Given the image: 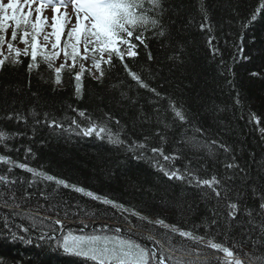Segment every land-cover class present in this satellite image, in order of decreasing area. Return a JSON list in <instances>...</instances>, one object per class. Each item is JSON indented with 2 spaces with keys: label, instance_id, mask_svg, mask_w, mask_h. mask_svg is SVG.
Returning a JSON list of instances; mask_svg holds the SVG:
<instances>
[{
  "label": "trees",
  "instance_id": "1",
  "mask_svg": "<svg viewBox=\"0 0 264 264\" xmlns=\"http://www.w3.org/2000/svg\"><path fill=\"white\" fill-rule=\"evenodd\" d=\"M261 3L264 0H162L154 8L153 0H131L135 17H152L157 25L134 32L133 38L124 37L135 45L136 56L113 55L108 64L105 53L102 78L98 70L94 75L85 69L79 96L74 75L81 70V59L71 72L65 67L61 82L56 83L54 70L39 56L35 62L39 66L29 68L34 63L30 49L29 55L21 52L19 62H10L9 27L0 46V59L5 60L0 66V131L11 138L0 144V157L63 179L70 187L0 161V175L15 181L0 183L4 194L0 198V264H95L66 253L55 235L81 231L77 226L98 231L106 225L111 232L115 229L111 223L156 249L160 240L167 250L163 234L169 233L174 247L183 244L204 254L184 259L217 264L223 254L206 246L209 239L229 247L231 242L243 241L240 251L252 254L254 260L264 258V245L254 243L264 224L260 209L264 196V11L249 23ZM201 24L208 27L201 30ZM137 35L141 40L135 39ZM13 47L23 50L26 46L18 39ZM212 49L217 50L215 54ZM60 65L54 62L53 68ZM130 73L139 75L148 87H141ZM171 105L184 113V122L174 115ZM81 111L85 116L79 115ZM73 120L81 127L73 125ZM51 121L63 128L49 127ZM92 123L105 124L124 143L85 136L81 129ZM213 141L225 144L229 151L213 146ZM136 144L146 147L138 149ZM205 144L212 147V155ZM154 147L179 159L165 162L153 157ZM156 160L169 169L190 168L202 179L217 176L230 190L228 199L218 202L210 190L169 180ZM228 163L239 168L228 169ZM72 185L123 205L127 211L76 192ZM230 202L238 203L240 209L234 220L227 215ZM53 218L61 220L63 227L48 223ZM158 220L205 240L195 244L157 225ZM65 225L69 227L64 230Z\"/></svg>",
  "mask_w": 264,
  "mask_h": 264
},
{
  "label": "snow or ice",
  "instance_id": "2",
  "mask_svg": "<svg viewBox=\"0 0 264 264\" xmlns=\"http://www.w3.org/2000/svg\"><path fill=\"white\" fill-rule=\"evenodd\" d=\"M71 4L73 11L75 12V23L74 26L70 28L67 32V38L64 39L62 45V38L64 37V30L67 24L70 23V18L67 12L61 13L62 8H67ZM36 5V6H34ZM154 8H158L159 5L156 0H153ZM51 7L53 15L51 18V32H45V28L48 26L47 18L44 17L43 12ZM27 9V11H25ZM203 10V9H202ZM33 11L35 12V19L33 20ZM264 11V3H261L260 7L251 16V23L257 19L258 14ZM207 18V17H206ZM137 22V17L134 16L132 12L131 0H0V46L5 43V33L9 27H12L11 40L16 42L18 39L20 42L25 44V49L21 50L13 47V43H8L7 47L12 57L10 62L17 63L18 58L21 56L23 51L24 55H29L34 62L29 65L31 69L33 66H39L37 62L38 56L40 60L47 64L50 69L55 72L56 83L61 82V73L67 67L68 71H72L76 67L78 60H88L90 57L93 61V67L100 72V78L103 77L104 71L101 68L102 58L104 53H108L109 59L104 61L105 63L111 64V57L115 55L123 59L125 52L128 56L134 57L137 55L135 51V45L131 43L130 39L133 38V31H124L127 24H134ZM147 23V20L144 21ZM153 25H157V21H152ZM208 25L201 24V30H204ZM210 30V29H209ZM43 36V45L38 39ZM160 35H163L161 32ZM50 37L54 38L51 41V51L48 50L47 45L50 43ZM136 40H141L139 35L135 36ZM142 42V41H141ZM83 44V54L81 53V45ZM209 44H211V39H209ZM121 45H126L127 47L122 50ZM213 53H216V49H212ZM63 54L65 58V63L61 64L59 67L53 68L54 61ZM97 54L100 55V59H97ZM71 61L69 64L68 61ZM5 60L0 59V66L4 65ZM80 72L75 73L74 79L77 81L76 93L79 96L81 93L80 81L85 71L83 65H80ZM132 78L140 84L141 87L147 88L148 85L141 81L139 75L135 73H130ZM257 75V73H253ZM152 91L159 96L160 94L156 92L155 89ZM237 103L239 100L237 99ZM174 115L179 118L181 122L185 121L184 113L177 109L174 105H171ZM81 117L85 116L84 112H80ZM9 119L12 117L9 116ZM20 119V117H17ZM252 119L256 121L259 125L260 120L254 114ZM119 123V122H117ZM72 124L77 128L81 126L76 122L72 121ZM49 127L52 128H63V125L57 124L55 121L48 123ZM81 131L85 136L95 135L97 138L104 139L105 137L108 141L115 145H121L124 143L120 139L119 133H113V131L108 128L103 123H92L91 126L87 128H82ZM261 134L264 135V128L261 129ZM11 137L3 131H0V144H3L7 139ZM213 146H217L224 152H228V147L223 144H217L216 141L212 142ZM135 148L144 149L145 144H136ZM203 147L208 149L210 155H212V147L205 144ZM11 150V149H9ZM31 152V149H28ZM151 152L153 157H162L163 161H175L179 159L176 155H165L163 148H152ZM140 158V157H137ZM0 161L11 164L12 167H18L34 176L40 177L43 180L55 181L58 185H63L65 188L70 187L67 182L63 179H57L52 175H48L42 171H37L31 167H28L24 163L12 164L10 158L0 157ZM156 166L161 172L169 179H176L180 181H187L189 184L194 185L200 189L210 190V194L214 195L217 201L227 200L229 196V189L224 187L221 179L213 175L210 179H202L194 173L190 168H186L181 171L178 168H166L163 163L156 160ZM228 169L239 168V165L235 163H228L226 165ZM11 171V168L9 169ZM243 171V169H241ZM0 183L11 184L15 181H9L7 176L0 175ZM74 191L83 193L85 196L90 197L94 200L101 201L105 205H110L113 208L124 209L123 205H118L116 202L103 199L98 195H95L91 191H86L82 187L71 186ZM255 192V189H253ZM208 194V193H206ZM3 193H0V198H3ZM262 203L260 204L261 213H264V196H261ZM12 199H15V192H13ZM7 203V201H5ZM19 206V205H17ZM228 212L227 215L230 219H236L237 213L239 212V205L236 202H230L226 205ZM251 216V212L248 213ZM132 215H139L133 212ZM47 219V218H45ZM140 219H146L140 217ZM44 223V221H41ZM48 223L54 224L60 228L63 224L59 219L55 221H48ZM151 223V222H149ZM156 224L164 229H169L170 233L178 234L181 238H186L195 244H201L204 240V236H196L193 231L180 230L175 226H170L165 224L164 220L156 221ZM108 226H103L100 231H107ZM24 231H28L27 228ZM112 231L116 235H90V236H74L68 235L64 237L63 240V250L66 253L73 254L78 257L85 258L86 260L95 262V264H208L206 260L200 259H184V257L196 256L197 258L204 255L201 252L193 251L181 244V247L176 248L172 245V238L169 233H164V238L167 241V250H165V244L160 240H156L159 245L158 250L147 249L141 244L135 242L134 240L121 238L119 235L121 229L115 228ZM261 237L257 239L254 243L264 245V224L260 226ZM43 238V234L41 236ZM147 239H153L152 236L147 237ZM243 241L231 242V247L225 246V243L214 242L213 239L207 241V247L216 250L223 254V259L217 260V264H264V258H256L254 260L252 254L243 253L239 250V245ZM171 252H179L181 256L173 257Z\"/></svg>",
  "mask_w": 264,
  "mask_h": 264
},
{
  "label": "rangeland",
  "instance_id": "3",
  "mask_svg": "<svg viewBox=\"0 0 264 264\" xmlns=\"http://www.w3.org/2000/svg\"><path fill=\"white\" fill-rule=\"evenodd\" d=\"M4 2L7 3V0H4ZM34 6H36V5H34ZM25 11H27V9H26ZM64 12H67L68 17L70 18V23L67 24L66 27H65V30H64V33H65V34H64V37L62 38V45H63V41H64V39L67 38V32L70 30V28H71L72 26H74V23H75V12L73 11L71 4H69V5L67 6V8H62V9H61V13H64ZM35 15H36V14H35V12L33 11V17H32L33 20L35 19ZM43 15H44V17L47 18V21H48V26L45 28V32L50 33V32H51L50 23H51V18H52V15H53V12H52L51 7H48V8L43 12ZM39 40H40L41 44L43 45L44 42H43V36H42V35L39 37ZM52 40H54V38L50 37V43L47 45V48H48L49 51L52 50V49H51V41H52ZM20 48H21V47H20ZM81 53L83 54V44L81 45ZM98 55H99V54H98ZM99 56H100V55H99ZM103 57H104V58H107L108 56H107V54L104 53V54H103ZM55 61H56V62H62V63H65V58H64L63 54L61 53V55L59 56V58H57ZM68 63H71V61L69 60ZM83 65L86 66V67L92 68V71H93V69H95V68L93 67V61H92L91 57H90L88 60H84ZM113 224H114V223H113ZM117 226H120V225L117 224L115 228H120V227H117ZM135 231H137V229H135ZM104 233H105V232H104ZM104 233L101 232V235H108V236L116 235V234H104ZM68 235H74V236H90V235H100V234H94L93 232H89V233L87 234V233L83 232V233L68 234ZM68 235H67V236H68ZM121 238H126V237H121ZM127 239H128V238H127ZM134 241L140 244L139 241H136L135 239H134ZM141 245H142V244H141ZM142 246H143V245H142ZM143 247H144V246H143Z\"/></svg>",
  "mask_w": 264,
  "mask_h": 264
},
{
  "label": "clouds",
  "instance_id": "4",
  "mask_svg": "<svg viewBox=\"0 0 264 264\" xmlns=\"http://www.w3.org/2000/svg\"><path fill=\"white\" fill-rule=\"evenodd\" d=\"M162 2V0H156V3L158 5H160V3ZM147 20V23H145L144 21ZM152 21L153 18L152 17H142V16H137V22L134 24H127L124 31H133V32H143L145 30H148L149 28L152 27Z\"/></svg>",
  "mask_w": 264,
  "mask_h": 264
}]
</instances>
